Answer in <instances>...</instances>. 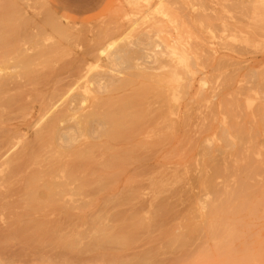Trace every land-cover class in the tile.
Listing matches in <instances>:
<instances>
[{"label": "rangeland", "instance_id": "rangeland-1", "mask_svg": "<svg viewBox=\"0 0 264 264\" xmlns=\"http://www.w3.org/2000/svg\"><path fill=\"white\" fill-rule=\"evenodd\" d=\"M103 73L113 85L93 80ZM0 74L12 82L0 142L8 135L13 153L69 155L34 137L51 116L34 108L53 92L54 111L71 99L76 116L107 121L105 135L75 134L88 189L54 165L26 177L23 196L0 168V264H264V0H0ZM65 213L68 227L47 223Z\"/></svg>", "mask_w": 264, "mask_h": 264}, {"label": "bare ground", "instance_id": "bare-ground-1", "mask_svg": "<svg viewBox=\"0 0 264 264\" xmlns=\"http://www.w3.org/2000/svg\"><path fill=\"white\" fill-rule=\"evenodd\" d=\"M171 3V2H170ZM46 26V25H45ZM44 32V31H43ZM114 36V35H113ZM135 37V36H134ZM112 38V37H111ZM100 40V39H99ZM23 43V42H22ZM11 45V44H10ZM100 45V44H99ZM110 45V44H109ZM131 46V45H130ZM93 48V47H92ZM113 48V47H112ZM108 49V48H107ZM126 48H119L117 51H115L113 54H112V56L111 57H113V58H115V59H119V58H121L122 57V55L123 54H125L126 53ZM22 51H24V50H22ZM27 51H28V49H27ZM94 51H96V50H94ZM105 50L104 49H102V48H99V49H97V55L98 56H100V55H102L103 54V52H104ZM109 53V52H108ZM107 53V54H108ZM6 54V53H5ZM4 54V55H5ZM8 54V53H7ZM89 54H91V55H94V56H96V53H89ZM3 55V54H2ZM106 56V55H105ZM104 56V57H105ZM135 56V55H134ZM89 58H90V56H89ZM14 59V58H13ZM16 59H17V57H16ZM16 59H14V61L11 59H9L10 61H13L12 63L14 64L15 63V60ZM131 60H132V58H131ZM135 60V59H134ZM75 61V60H74ZM116 61V60H115ZM133 61V60H132ZM17 62V61H16ZM113 62H114V60H113ZM73 64V63H72ZM236 64V63H235ZM5 65V64H4ZM15 66V65H14ZM6 67V65L4 66V68ZM124 67H125V65H124ZM3 68V67H2ZM17 68V67H16ZM132 68V67H131ZM18 69V68H17ZM17 69H16V71H17ZM81 69V68H80ZM79 69V70H80ZM9 70V69H8ZM19 70H20V68H19ZM2 71V70H1ZM11 71H13V69L11 70ZM15 71V70H14ZM154 71V70H153ZM156 71V70H155ZM158 71V70H157ZM80 72V71H79ZM71 74V73H70ZM1 75V74H0ZM74 75H75V73H74ZM14 77V76H13ZM70 78V77H69ZM227 78V77H226ZM225 78V79H226ZM14 79V78H13ZM67 79V78H66ZM232 79V78H231ZM93 80L101 87V85H104V83H107V85H113V82H114V77H111V76H108V75H106V74H100V75H97V76H95V78H93ZM29 81V80H28ZM19 82V81H18ZM47 82V81H46ZM103 82V83H102ZM30 83V82H29ZM29 83H27V84H29ZM225 83H226V81H225ZM11 84H12V82H11V80L10 79H5V78H0V93L1 92H4L5 93V89H7V88H9V86L11 87ZM15 84V83H14ZM23 84V83H22ZM22 84L20 85V88H18V89H21L22 88ZM32 84V83H31ZM18 85V84H17ZM25 85H26V83H25ZM34 85V84H33ZM73 85V84H72ZM87 85V84H86ZM123 85V84H122ZM14 86V85H13ZM29 86H30V84H29ZM16 87V86H15ZM15 87H14V89H15ZM26 87V86H25ZM82 87V86H81ZM104 87V86H103ZM105 87H107V86H105ZM13 88V87H12ZM59 88V87H58ZM14 89H12V90H14ZM66 89V88H65ZM105 89V88H104ZM86 90V89H85ZM8 91H11V90H9L8 89ZM64 91V92H63ZM69 91H70V88L66 91V90H62L59 94H58V96H60V99L63 97H66L68 94H69ZM7 92V91H6ZM86 92H87V90H86ZM100 92V91H99ZM89 93V92H88ZM3 94V93H2ZM71 94V93H70ZM1 95V94H0ZM54 95H56V92H53L52 94H50V96L48 95L45 99H44V96H42V98H40L39 99V102H38V105L34 108V111L37 113V114H40V113H43V116H45L46 114L47 115H49V114H51V116H50V119L48 120V123L46 124V126H45V128L43 129V130H41V131H35L36 133H35V139H37V140H41V141H43V143H44V146H47V147H49L50 146V144H52V143H55V145L58 147V148H61L60 150H61V152L63 151V148L64 149H69L70 151H69V155L68 154H65V152H64V154L62 155V153L59 155V157H60V159L58 160V158H57V160H53V161H51V160H48L47 162H44L43 160L41 161L40 160V158L38 159V161L40 160L41 162H37L36 160H35V156L31 153L32 152V144L31 145H29V146H26V145H23V147L20 149V150H17V152H15V150H14V152L15 153H13L12 151H13V149L15 148V145L17 144L16 142H12L10 139H7L9 136L8 135H5L4 137H5V139H4V141H2V142H0V168L2 167H4V170L5 169H8L7 171L9 172V175H11V176H14L15 178H20V179H22L23 181H24V179L26 178V177H29V178H31V176H34V175H39V176H44V175H46L51 169H52V166H54V165H57L59 168H61V169H63V170H67V171H69V172H73V174H75L77 177L76 178H74V179H79V182H77V184H78V186H80V180H83L84 182H82L83 184L84 183H86V184H84L85 186L86 185H88L86 188L88 189V187H90L89 186V183L87 184V180H88V177H90L89 175L92 173L93 174V170L90 168V166L89 165H87L86 164V159H85V162H81L82 160H80V161H78L80 158H82V156H81V153L80 154H77L78 152L77 151H81V150H87V149H85L84 147H86V146H84L83 148L82 147H80V146H77V147H75L74 146V143L77 141V142H79V140H77V138H75V134L77 133V132H80V131H90L92 134H95L96 132L98 133V130H100L101 132H102V134L103 135H105L104 133L105 132H103V130L105 129V126L107 125V121L106 122H103L102 120H99V121H95V120H93V118H92V116L94 115V113H95V111H98V110H95V111H93V110H90V111H85L84 113L82 112V114H79L78 116H76L78 113H81V109H80V105H78L79 104V102L77 101V103L78 104H76V102H75V100H67L68 102H66V104H65V106L62 108V109H60V110H58L57 111V109H56V111H54V109L56 108V103L57 102H54L53 100L54 99H56L57 97L55 96V98H54ZM83 95V94H82ZM16 96V95H15ZM77 96V95H76ZM85 96V95H84ZM83 96V97H84ZM87 96V95H86ZM68 97V96H67ZM8 98V97H7ZM11 98V97H10ZM16 98H18L17 96H16ZM69 99V98H68ZM83 100V99H82ZM15 101V98H14V100H13V102ZM18 101V100H17ZM17 101H15V104H13V106L14 105H16V102ZM38 101V100H37ZM62 101V100H61ZM61 101H60V103H61ZM84 101H86V100H84ZM95 101V100H94ZM103 101V100H102ZM227 101V100H226ZM12 101H11V103H13ZM22 102H24V101H22ZM82 102V105H83V101H81ZM110 102V101H109ZM112 102V101H111ZM5 103V106H6V102H4ZM8 103V102H7ZM11 103H9V106L7 105V107H9V108H11L12 106H10L11 105ZM101 103V102H100ZM58 104V103H57ZM62 104V103H61ZM94 104H95V102H94ZM105 104V103H104ZM115 104V103H114ZM117 104V103H116ZM115 104V105H116ZM96 105V104H95ZM98 106H99V104H97ZM62 106V105H61ZM234 106V105H233ZM101 107V106H100ZM104 107V106H103ZM112 107V106H111ZM110 108V107H109ZM119 109V108H118ZM16 110V109H15ZM114 110V109H113ZM113 110L111 111V112H113ZM256 110V109H255ZM17 111V110H16ZM15 111V112H16ZM114 112H117L116 110H114ZM52 113H53V115H52ZM12 114V113H11ZM184 114V113H183ZM182 114V116L184 117V115ZM119 115V114H118ZM37 116V115H36ZM42 116V117H43ZM98 116V115H97ZM105 116V115H104ZM111 116V115H110ZM238 116V115H237ZM46 117V116H45ZM49 117V116H48ZM94 117V116H93ZM156 117V116H155ZM39 118V117H38ZM95 118V117H94ZM103 118V117H102ZM181 118V117H180ZM187 118V117H186ZM42 119V118H41ZM187 120V119H186ZM185 120V121H186ZM47 121V120H46ZM184 121V120H183ZM40 122H41V120H40ZM230 122V121H229ZM228 122V123H229ZM39 124V123H38ZM121 124H122V122H121ZM183 125V124H182ZM32 126H33V124H32ZM42 126H44V125H42ZM36 127H37V125H36ZM183 127V126H182ZM29 128H31L30 127V123L28 122V123H22V124H20V125H17V127H14L13 129H11L12 131H14V130H25L27 133H28V129ZM43 128V127H42ZM109 128V127H108ZM37 129V128H36ZM41 129V128H40ZM11 130H7V132H10ZM108 130V129H107ZM138 130V129H137ZM11 131V132H12ZM109 131V130H108ZM122 131V130H121ZM6 132V133H7ZM107 132V131H106ZM5 133V132H4ZM23 134V133H22ZM106 134H108V132L106 133ZM239 134V133H238ZM2 135V134H1ZM4 135V134H3ZM127 135H129L128 133H127ZM6 136H8V137H6ZM24 136V135H23ZM26 136H27V134H26ZM33 136V135H32ZM89 136V135H88ZM97 136V135H96ZM96 136H93V137H96ZM256 136V135H255ZM1 137V136H0ZM77 137V136H76ZM81 138L83 137V135L82 136H80ZM103 137V136H102ZM107 137H109V135L107 136ZM114 137V136H113ZM112 137V138H113ZM127 137V136H126ZM44 138H48V140H50L49 141V143H47V142H45V140H44ZM104 138V137H103ZM115 138V137H114ZM120 138V137H119ZM33 139V138H32ZM47 140V141H48ZM88 140V139H87ZM91 140V139H90ZM110 140V139H109ZM237 140V139H236ZM247 140V139H246ZM18 141V140H17ZM34 141V140H33ZM30 142V141H29ZM35 142V141H34ZM110 142V141H109ZM41 144H42V142H40ZM19 144V143H18ZM29 144V143H28ZM40 144V145H41ZM92 144V143H91ZM240 144V143H239ZM22 145V144H21ZM21 145L19 144V146L18 147H21ZM49 145V146H48ZM77 145H78V143H77ZM94 145V144H93ZM100 145V144H99ZM241 145V144H240ZM246 145V144H245ZM36 145H34V147H35ZM91 146V145H90ZM90 146H88V147H90ZM103 146V145H102ZM109 146V145H108ZM17 147V148H18ZM43 147V146H42ZM52 147V146H51ZM55 147V146H54ZM56 147V148H57ZM96 147H98V146H96ZM100 147V146H99ZM253 147V146H252ZM37 148H38V145H37ZM36 148V149H37ZM82 148V149H81ZM87 148V147H86ZM35 149V150H36ZM50 149H52V148H50ZM89 149V148H88ZM92 149V148H91ZM96 148H94L93 150H95ZM38 150V149H37ZM77 150V151H76ZM106 150V149H105ZM239 150V149H238ZM244 150V149H243ZM47 151V150H46ZM46 151H44L45 153H46ZM50 151V150H49ZM84 151H82V152H84ZM89 151V150H88ZM92 151V150H91ZM97 151H98V148H97ZM58 152V151H57ZM74 152V153H73ZM100 152V151H99ZM104 152V151H103ZM226 152V151H225ZM240 152V151H239ZM94 153H96L95 151H94ZM93 153V154H94ZM41 154V153H40ZM57 154V153H56ZM110 154V153H109ZM262 154H264V153H262ZM58 155V154H57ZM76 155H79V156H81V157H79V159H78V157H75ZM89 155H90V153H89ZM96 155V154H95ZM99 155V154H98ZM260 155H261V153H260ZM38 156V155H37ZM36 156V157H37ZM67 157V158H69V160H67V161H63V157ZM84 156V155H83ZM101 156V155H100ZM47 157V156H46ZM76 158V159H78V160H76V159H73V158ZM95 157V156H94ZM97 157V156H96ZM102 157V156H101ZM104 157V156H103ZM85 158V157H84ZM91 158V157H90ZM106 158V157H105ZM94 159V158H93ZM104 159V158H103ZM45 160H47V158H45ZM84 160V159H83ZM92 160V159H91ZM101 160V159H100ZM250 160V159H249ZM93 161V160H92ZM106 161V160H105ZM107 161H108V159H107ZM145 161L147 162V160L145 159ZM233 161V160H232ZM101 162V161H100ZM149 162V161H148ZM251 162V161H250ZM102 163H105V162H102ZM236 163V162H235ZM252 163V162H251ZM107 164V162L105 163V165ZM110 163H108V165H109ZM111 164H112V162H111ZM249 164V163H248ZM95 165H96V162H95ZM103 165V164H102ZM94 166V165H93ZM99 166V165H98ZM104 166V165H103ZM110 166H114V165H110ZM117 166V165H116ZM220 166V165H219ZM249 166V165H248ZM102 167V166H101ZM108 167V166H107ZM96 168H97V165H96ZM99 168V167H98ZM97 168V169H98ZM104 168H106V167H104ZM111 167H108L107 169L109 170ZM150 168V167H149ZM136 169H138V168H136ZM218 169V168H217ZM0 170H3V169H0ZM4 170H3V172H4ZM104 170V169H103ZM135 170V169H134ZM145 170H147L146 168H145ZM7 171H6V173H7ZM92 171V172H91ZM133 171V170H132ZM142 171V170H141ZM140 171V172H141ZM149 171V170H148ZM255 171V170H254ZM60 172V171H59ZM99 172V171H98ZM241 172V171H240ZM256 172H258V171H256ZM2 173V172H1ZM68 173V172H67ZM259 173V172H258ZM64 174V173H63ZM111 174V173H110ZM1 175V174H0ZM4 174H2V176H3ZM58 175H59V173H58ZM135 175V174H134ZM140 175V174H139ZM141 175H142V172H141ZM143 175H145L144 173H143ZM218 175H219V173H218ZM1 176V177H2ZM5 176H7V175H5ZM11 176H9V179H12V177ZM116 176V175H115ZM132 176H133V174H132ZM138 176V174L136 173V176L135 177H137ZM11 177V178H10ZM35 177V176H34ZM60 177V176H59ZM63 177V176H62ZM252 177V176H251ZM4 178H6V177H4ZM4 178H3V180H4ZM29 178L27 179V182H29ZM248 178H249V176H248ZM38 179V177L36 178V180ZM59 179V178H58ZM66 179H68L67 177H66ZM65 179V180H66ZM6 180H7V178H6ZM43 180V179H42ZM54 180V179H53ZM56 180V179H55ZM54 180V181H55ZM86 180V181H85ZM94 180V179H93ZM104 180V179H103ZM8 181V180H7ZM21 181V180H20ZM34 181V180H33ZM56 181H58V180H56ZM64 181V180H63ZM62 181V182H63ZM96 181V180H95ZM107 181V180H106ZM64 182H66V181H64ZM64 182H63V185H64ZM242 182V181H241ZM20 183V182H19ZM24 183H25V185H23L24 186V188H23V190H22V192H21V195L22 194H24L23 196H26L30 191V189H29V187H28V183H26L25 181H24ZM23 183V184H24ZM109 183V182H108ZM112 183V182H111ZM58 184H60V183H58ZM71 184H73V183H71ZM71 184H70V182L67 184L68 186H71ZM105 184V183H104ZM242 184V183H241ZM244 184V183H243ZM62 185V186H63ZM211 185V184H210ZM57 186V185H56ZM61 186V185H60ZM68 186H66V187H68ZM83 186V185H82ZM82 186H81V188H82ZM84 186V187H85ZM243 186V185H242ZM26 187H27V189H26ZM55 187V186H54ZM64 187V186H63ZM74 187V186H73ZM72 187V188H73ZM244 187H246V186H244ZM21 188V189H22ZM37 188H38V186H37ZM48 188V187H47ZM69 188V187H68ZM67 188V189H68ZM78 188V187H77ZM211 188V187H210ZM242 188V187H241ZM62 189H64V188H62ZM66 189V188H65ZM70 189V188H69ZM80 189V188H79ZM237 189V188H236ZM239 189V188H238ZM18 190H20V189H18ZM46 190H48V189H46ZM26 191V192H25ZM49 191V190H48ZM25 192V193H24ZM33 192H34V194H36V192L33 190ZM32 192V193H33ZM63 192V191H62ZM88 191H86V193H87ZM94 192V191H93ZM239 192V191H238ZM244 192V191H243ZM15 193H16V191H15ZM14 193V194H15ZM84 193V192H83ZM236 193V192H235ZM34 194H32V195H34ZM52 195L53 194H55V195H57L58 196V194H59V190H56V191H54V192H52L51 193ZM72 194V193H71ZM91 194V193H90ZM90 194H89V196H90ZM243 194V193H242ZM245 194V193H244ZM16 195H17V193H16ZM21 195H19L20 197H22ZM70 195V194H69ZM94 195V194H93ZM98 195V194H97ZM38 196V195H37ZM87 196H88V193H87ZM228 196V195H227ZM12 197V196H11ZM27 197H30V195L29 196H27ZM48 197V196H47ZM84 197H85V193H84ZM19 198V197H18ZM32 198H33V196H32ZM35 198V197H34ZM237 198V197H236ZM27 199V198H26ZM22 200V199H21ZM14 201H16V200H14ZM18 201V200H17ZM17 203V202H16ZM67 202L65 201V204H66ZM71 204V203H70ZM17 205H18V203H17ZM16 205V206H17ZM60 205L62 206V204L60 203ZM72 205H73V203H72ZM4 206V205H3ZM13 206V205H12ZM65 206V205H64ZM74 206V205H73ZM66 207H67V204H66ZM69 207V206H68ZM67 207V208H68ZM64 208V207H63ZM73 208V207H72ZM71 208V209H72ZM217 209V208H216ZM225 209V208H224ZM223 209V210H224ZM73 210V209H72ZM215 210V209H214ZM71 211V210H70ZM217 212V211H216ZM219 212V211H218ZM235 212V211H234ZM233 212V213H234ZM73 214H64V218L66 219H64V221H62V220H59V221H55V222H47L49 225H53V226H57V227H64L66 224H67V226L66 227H68V224L70 223V221L72 220L71 219V217H73L72 216ZM215 215V214H214ZM68 219H70V221L68 220ZM2 221V220H1ZM3 221H5V220H3ZM6 222V221H5ZM4 222V224L3 225H5V226H7L8 228H10V226H27L28 227V225L30 226V225H33V221L31 220V221H20V220H13V221H8V222H6L5 223ZM67 222H69V223H67ZM41 224V223H40ZM72 224V223H71ZM71 224H69V225H71ZM0 227H1V225H0ZM7 227H5L6 229H7ZM31 227V226H30ZM37 227V226H36ZM71 227V226H70ZM73 227V226H72ZM3 228H4V226H3ZM12 228V227H11ZM65 228V227H64ZM217 228V227H216ZM63 230V229H62Z\"/></svg>", "mask_w": 264, "mask_h": 264}]
</instances>
